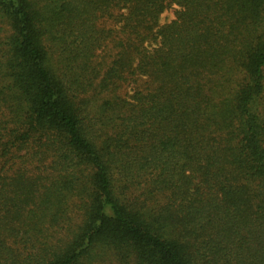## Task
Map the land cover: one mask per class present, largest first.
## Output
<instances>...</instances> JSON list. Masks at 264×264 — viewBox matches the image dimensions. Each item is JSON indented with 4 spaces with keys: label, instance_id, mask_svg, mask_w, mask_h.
<instances>
[{
    "label": "trees",
    "instance_id": "trees-1",
    "mask_svg": "<svg viewBox=\"0 0 264 264\" xmlns=\"http://www.w3.org/2000/svg\"><path fill=\"white\" fill-rule=\"evenodd\" d=\"M0 264H264V0H0Z\"/></svg>",
    "mask_w": 264,
    "mask_h": 264
},
{
    "label": "rangeland",
    "instance_id": "rangeland-1",
    "mask_svg": "<svg viewBox=\"0 0 264 264\" xmlns=\"http://www.w3.org/2000/svg\"><path fill=\"white\" fill-rule=\"evenodd\" d=\"M172 17V13L170 12L169 14H167V16H166V20L167 19H170Z\"/></svg>",
    "mask_w": 264,
    "mask_h": 264
}]
</instances>
